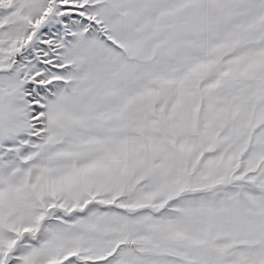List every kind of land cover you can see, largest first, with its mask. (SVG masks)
<instances>
[{
  "label": "snow or ice",
  "instance_id": "obj_1",
  "mask_svg": "<svg viewBox=\"0 0 264 264\" xmlns=\"http://www.w3.org/2000/svg\"><path fill=\"white\" fill-rule=\"evenodd\" d=\"M0 264H264V0H0Z\"/></svg>",
  "mask_w": 264,
  "mask_h": 264
}]
</instances>
